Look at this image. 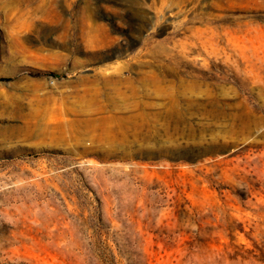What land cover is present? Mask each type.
I'll list each match as a JSON object with an SVG mask.
<instances>
[{"label": "rangeland", "instance_id": "obj_1", "mask_svg": "<svg viewBox=\"0 0 264 264\" xmlns=\"http://www.w3.org/2000/svg\"><path fill=\"white\" fill-rule=\"evenodd\" d=\"M0 264H264V0H0Z\"/></svg>", "mask_w": 264, "mask_h": 264}, {"label": "bare ground", "instance_id": "obj_2", "mask_svg": "<svg viewBox=\"0 0 264 264\" xmlns=\"http://www.w3.org/2000/svg\"><path fill=\"white\" fill-rule=\"evenodd\" d=\"M115 70H116V69H115ZM116 73H117V72H116ZM99 78H100V77H99ZM110 79H111V78H110ZM105 80L108 81L109 78H108V79L105 78V79L103 80V82H104ZM97 81H99V80H97ZM101 82H102V81H101ZM103 82H102V83H103ZM113 82H114V81H113ZM116 82H117V80H116ZM89 83L91 84V82H89ZM96 83H97V82H96ZM105 83H106V82H104L103 84H105ZM99 84H100V83H99ZM122 85H123V84H122ZM122 85H121V86H122ZM91 86H92V85H91ZM97 86H98V83H97ZM108 86H109V84H108ZM116 86H117V85H116ZM104 87H105V85H104ZM109 87H110V86H109ZM118 87H119V86H118ZM91 88H92V87H91ZM91 88H90V90H91ZM101 88H102V87H101ZM85 89H86V92H87V91H88V90H87L88 88H85ZM85 89H84V90H85ZM93 89H95V88H93ZM132 89H133V88H132ZM104 90H105V89H104ZM133 90H134V89H133ZM106 91H107V89H106ZM110 91H111V90H110ZM112 91L114 92L113 89H112ZM125 91H126V90H125ZM88 92H89V91H88ZM88 92H87V93H88ZM102 93H103V92H101L100 90L97 91V93H96V95L101 96V97L99 98L100 100H101V98H102V95H101ZM104 93H105V92H104ZM120 93H121V92H120ZM78 94H79V93H78ZM88 94H89V93H88ZM93 94H94V91H93ZM108 94H109V93H108ZM108 94L106 93V95H108ZM113 94H114V93H113ZM118 94H119V93H118ZM118 94H117V95H118ZM81 95H82V94H81ZM90 95H91V93L89 94V96H90ZM117 95H116V96H117ZM120 96H121V95H120ZM124 96H125V95H124ZM86 97H87V96H86ZM94 97H95V96H94ZM96 97H97V96H96ZM96 97H95V98H96ZM106 97H107V96H106ZM91 98H92V96L90 97V99H91ZM99 99H97V100H99ZM103 99H104V98H103ZM103 99H102V100H103ZM107 99H108V98H107ZM123 99H124V98H123ZM97 100H96V101H97ZM112 100H113V99H112ZM112 100H111V101H112ZM83 101H84V99H83ZM90 101H91V100H90ZM98 102H99V101H98ZM100 102H101V101H100ZM113 102H114V101H113ZM102 103H103V102H102ZM106 103H107V102H106ZM109 103H110V102H109ZM109 103H108V104H109ZM99 104H101V103H99ZM84 105H85V104H84ZM61 106H62V105H61ZM88 106H89V105H88ZM119 106H120V105H119ZM102 107H103V106H102ZM109 107H110V105H109ZM112 107H113V106H112ZM121 107H122V106H121ZM58 108H60V107H58ZM106 108H107V107H105V109H106ZM63 109H64V108H63ZM100 109H101V108H100ZM98 110H99V109H98ZM108 110H109V109H108ZM108 110H107V111H108ZM117 110H118V109H117ZM58 111H60V109H59ZM61 111H62V109H61ZM111 111H112V110H111ZM115 111H116V110H115ZM119 111H120V110H119ZM68 112H69V111H68ZM60 113H61V112H60ZM62 113H63V112H62ZM66 113H67V112H66ZM100 114H101V113H100ZM116 114H117V113H116ZM116 114H115V115H116ZM102 115H103V114H102ZM100 116H101V115H100ZM143 116H144V115H143ZM77 119H78V118H77ZM92 120H93V119H92ZM79 121H80V120H79ZM93 121H95V120H93ZM110 121H112V119H111ZM80 122H81V121H80ZM95 122H96V121H95ZM101 122H102V121H101ZM143 122H144V121H143ZM104 123H105V122H104ZM78 124H79V123H78ZM101 124H102V123H101ZM101 124H99V125H101ZM107 124H108V123H107ZM107 124H105L106 127H107ZM79 125H80V124H79ZM146 125H147V124H146ZM80 126H81V125H80ZM89 126H90V125H89ZM97 127H98V126H97ZM99 127H100V126H99ZM108 127H109V126H108ZM77 128H78V127H77ZM79 128H80V127H79ZM101 128H102V127H101ZM110 128H112V127H110ZM141 128H142V127H141ZM99 129H100V128H99ZM117 129H118V128H117ZM103 130H104V129H103ZM106 130H108V129H106ZM109 131H110V129H109ZM111 131H114L113 128H112ZM118 131H119V130H118ZM139 131H140V130H139ZM102 132H104V131H102ZM104 133H105V132H104ZM104 133H102V134H104ZM106 133H107V132H106ZM125 133H126V132H125ZM100 134H101V133H100ZM109 134H110V133H109ZM113 134H114V133H113ZM104 136H106V135H104ZM151 137H152V136H151Z\"/></svg>", "mask_w": 264, "mask_h": 264}]
</instances>
